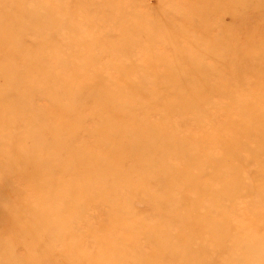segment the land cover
Instances as JSON below:
<instances>
[{"label": "rangeland", "instance_id": "1", "mask_svg": "<svg viewBox=\"0 0 264 264\" xmlns=\"http://www.w3.org/2000/svg\"><path fill=\"white\" fill-rule=\"evenodd\" d=\"M0 264H264V0H0Z\"/></svg>", "mask_w": 264, "mask_h": 264}, {"label": "bare ground", "instance_id": "2", "mask_svg": "<svg viewBox=\"0 0 264 264\" xmlns=\"http://www.w3.org/2000/svg\"><path fill=\"white\" fill-rule=\"evenodd\" d=\"M128 97V96H127ZM153 149V148H152ZM153 150H151L150 152H152ZM154 152V151H153ZM65 217V216H64ZM31 249V248H30ZM9 252V251H8Z\"/></svg>", "mask_w": 264, "mask_h": 264}]
</instances>
